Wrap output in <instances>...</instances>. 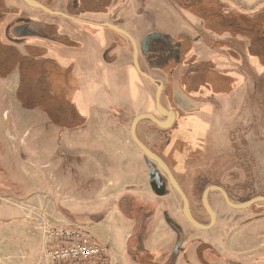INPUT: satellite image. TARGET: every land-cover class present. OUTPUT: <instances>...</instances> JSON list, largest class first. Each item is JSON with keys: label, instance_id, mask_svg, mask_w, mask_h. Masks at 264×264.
Masks as SVG:
<instances>
[{"label": "crops", "instance_id": "0c3cea01", "mask_svg": "<svg viewBox=\"0 0 264 264\" xmlns=\"http://www.w3.org/2000/svg\"><path fill=\"white\" fill-rule=\"evenodd\" d=\"M39 1L51 9L64 11L79 19L50 14L25 0H0V45L3 46L0 54L11 52L12 48H15L22 56L39 59L49 70L47 80L51 93H54L52 99L50 96L49 98L56 102L54 105L56 115L61 118L60 125L66 128L62 129L49 118L47 112L39 109L44 116L40 132L49 133L47 138H51L56 132L76 133L72 136L70 147L73 160L75 161L74 156L77 158L75 163L77 172L81 169L83 171L85 166L83 161L85 156L81 148H85L87 142H92L93 136L95 147L102 150L106 148L108 156L113 157V154L118 155L119 158L126 156L117 145L106 139L111 132L107 121L113 112L123 111L124 115L136 116L145 112L154 113L156 108L157 86L137 71L131 40L101 23L119 25L133 35L140 51V65L152 76L161 79L154 72L162 73L163 76L166 75L164 77L166 80L170 78L169 81H172L180 72L186 74L185 77L190 82L193 75L198 76L195 67H203L202 64L205 62L199 60L201 56L193 57V53L197 50L194 44L190 48L191 36L188 37L181 32L182 29L170 32L177 33L176 35L161 33L167 41V47L164 48L159 42V33L155 32V25L161 27L160 20L164 18L165 23L170 27L172 23L175 25L179 21L176 16L178 9L186 14L187 11L182 8L185 7L190 9L187 14L195 15L198 14V8H205L215 2L223 5V12L227 14L244 13L250 14L253 18L264 16V0H182L183 5L176 0H145L146 6L143 10L129 6V0H120L118 4L113 1L112 5H115V9L110 13L91 10L71 13L73 11L69 10V7L78 9L81 0ZM132 3L136 5L138 0H132ZM166 4L167 6L171 4V7L165 6ZM199 19L206 21L205 19L208 18L199 15ZM208 29L212 31V28L207 26ZM215 31V36H219L223 42L227 37H234V32L230 29L215 27ZM174 36H178L176 40ZM187 51L188 58L185 60L189 65L186 70L178 69L185 61L182 59ZM248 59L253 66L259 61L256 54H249ZM218 60L220 62L216 63L221 64L217 66L220 73H214L215 77L210 83L220 84L221 87H217V91L214 87L213 89L217 95L227 96L224 85L228 87L231 83L232 88L239 87L240 73L235 72L234 67L231 70L227 68L231 64L233 66V62L223 54L219 59L217 58ZM205 61L210 62L211 56ZM3 65L5 64L0 59V67ZM8 77L17 82V93L20 84L18 68ZM161 80L162 106L165 109H172L164 102L165 80ZM153 90H155L154 95ZM175 94L181 101L182 108H191L193 104L191 99L183 97L177 91ZM60 105L62 106L59 107ZM59 108H63L62 112ZM97 133H102L103 136L102 134L97 136ZM97 138H102V141H98ZM46 153L49 154L48 151ZM91 161L92 159L88 158V163H95ZM91 176L89 175L88 180L85 181L82 175H78L79 178L76 180L77 183L84 182L86 188H91L93 192L78 198L83 204L77 210H70L72 216L64 215L59 210L56 220L47 216L46 208L48 196L56 195L45 193L46 191H42L41 187L44 188L45 184L50 185L52 189L55 187L60 189L61 182L55 177L50 178L49 175H33L28 181L18 180L16 183L19 186L24 185L30 188L31 192L25 197L27 208L24 221L13 220L0 224V264H45L40 255L42 237L39 228L44 223L83 227L109 246L113 264H264V250L254 244L253 239H250L242 249L237 243L241 238L228 240L226 249L232 252L252 250L241 256L229 255L225 253L221 238L212 236L215 235L212 233L213 229L201 230L193 226L178 204L164 205L161 208L155 206L147 223L142 227H137L136 219L126 214L121 205L112 204L117 201L105 200L97 204L101 196L109 194L106 197L111 198L109 188L113 179L117 182L121 181V185L130 183L127 186L131 190L123 193L124 195L132 194L145 202L158 203L159 200L153 193L159 196L160 191L154 189V180L151 181L150 188H146L144 179H139L135 177L136 175ZM34 177L36 178L33 179ZM10 186L13 185L10 183L8 187ZM84 200L94 206L83 207ZM41 201L44 204H40L39 208L35 209L33 204H39ZM36 217L40 220L36 221ZM254 223L264 224V217L254 220L252 224ZM261 251L262 259H260Z\"/></svg>", "mask_w": 264, "mask_h": 264}, {"label": "rangeland", "instance_id": "374dc122", "mask_svg": "<svg viewBox=\"0 0 264 264\" xmlns=\"http://www.w3.org/2000/svg\"><path fill=\"white\" fill-rule=\"evenodd\" d=\"M113 1L118 4L120 0H110L109 5L107 2L103 6L106 13L115 9V5H112ZM129 1V6L135 9L143 10L146 6L145 0H138L136 5L132 3V0ZM181 1L176 0L183 5ZM167 7H171V4ZM182 8L187 12L190 11L185 7ZM69 10H71L70 7ZM187 12L183 14L178 9L176 16L179 21L175 25L172 23L170 27L163 18L160 20L161 27L155 25V32L159 33V36L157 35L159 42L166 48L167 41L161 33H168L169 36L176 35L177 33L170 32L182 29L181 32L188 37L191 36L190 48L194 44L197 50L193 53V57L201 56L199 60L205 63L202 64L203 67H195L197 71L194 72L198 76L193 75L190 82L186 79V74L180 72L172 81H169L170 78L166 80L164 78L166 75L154 72L159 78L165 80L164 102L167 107L176 111V119L168 128H162L149 119H143L137 126V134L145 144L165 158L186 191L193 214L201 222L208 223L211 218L201 201V195L206 186L211 184L223 186L229 192L231 200L236 203H243L256 195H264V59L256 50L255 54L259 61L256 66H253L248 59L251 45L249 39L234 34V37H227L223 42L219 36H215V29L207 30L205 21L199 19V14L189 15ZM212 25L216 27L213 22ZM178 36H174V40ZM187 53L188 51L183 55L182 61L188 58ZM221 54L233 62V66L231 64L227 68L230 70L232 67L236 68L235 72L240 73L241 78L239 87L232 88L231 83L228 87L224 85L227 96L217 95L215 89L217 91V87H221L220 84L210 83L215 77L214 73H220L217 66L221 64L216 62H220L217 58L219 59ZM210 56L211 61L206 62L205 59ZM187 62L183 61L178 69L186 70L189 65ZM12 79L8 76L0 77V224L13 220L24 221L27 208L25 197L31 191L30 188L24 185L19 186L16 182L20 179L28 181L33 175H49L50 178L55 177L61 182L60 189L59 187L52 189L50 185L45 184L44 188L41 187L42 191H46L45 193L56 195L48 196L47 216L56 220L59 210L64 215L72 216V209L77 210L83 204L78 198L93 192L91 188H86L84 182L77 183L78 173L72 168L76 160L72 159L70 146L72 136L76 133L65 131L62 132L63 134L56 132L51 138H47L49 133L42 136L40 127L43 114L39 109L28 110L21 105L16 96L17 82ZM175 91L191 99L193 102L191 108L180 106L181 101L176 98ZM154 94L155 90H153ZM154 114L161 120L168 119L156 108ZM134 116L117 111L113 112L107 121L111 132L106 139H109L113 145H117L126 156L124 158H119L116 154H113V157L108 156L106 148L102 150L95 147L93 136L92 142H87L85 148H81V152L87 163L88 158L95 163L94 166L90 164L93 168L86 163L87 167L81 175L85 177V181L91 174V177L95 174L101 177L136 175L135 177L144 179L146 188H150L149 185L154 180V189L160 191L159 196L153 193L159 200L158 203L145 202L136 195L121 198L123 193L131 190L127 186L130 183L121 185V181L117 182L113 178L109 188L111 198H107L106 196L109 195L107 194L97 201V204L105 200L117 201L112 203L114 205L126 203L131 208L129 213L144 222L151 216L153 208L157 205L161 208L164 205L178 204L184 210V203L168 182L162 166L149 158L133 140L131 124ZM60 141L64 142L63 147H59ZM98 141H102V138ZM73 167H76V164ZM10 183L13 186L8 187ZM101 184L103 185V182ZM121 188L122 191H120ZM86 202L89 201H85L83 207L94 206ZM208 202L217 215V221L211 228L212 233H215L212 236L221 238L225 253L241 256L252 251L245 250L237 253L226 249L227 241L232 238H241L240 242H237L240 249L245 248V244L253 239V243L264 250V224H252L254 220L264 217V201H258L245 209H237L226 202L221 191L214 190L208 195ZM40 204L44 203L41 201L33 206L35 205L34 208L38 209ZM167 215L170 218V215ZM35 220L40 219L36 217ZM256 248L257 246L255 250ZM260 256L262 259V251Z\"/></svg>", "mask_w": 264, "mask_h": 264}, {"label": "trees", "instance_id": "16d2710c", "mask_svg": "<svg viewBox=\"0 0 264 264\" xmlns=\"http://www.w3.org/2000/svg\"><path fill=\"white\" fill-rule=\"evenodd\" d=\"M110 0H81L80 7L71 10L76 11L91 10V11H104L103 6ZM111 4V3H110ZM87 7V8H86ZM224 6L220 3H213L207 7L198 8L199 15L208 18L205 19L206 25L209 28L215 29L212 22L216 27L230 29L234 34H239L247 37L251 41L250 54L254 55L258 51L260 57L264 59V16L256 18L251 17L250 14L235 13L227 14L223 12ZM3 46H0L2 49ZM7 48V47H5ZM1 53V52H0ZM3 65L0 67V77L9 76L14 70L18 68L20 71V85L17 90V98L26 109H41L48 113L49 118L56 124H61V118L56 115L54 109L55 101L51 100L54 93H51L47 75L49 70L45 67L43 62L33 57H25L18 53L17 49L12 48L11 52L0 54ZM50 96V98H49ZM52 101L54 104H52ZM60 105L59 107H61ZM63 108H59L62 112Z\"/></svg>", "mask_w": 264, "mask_h": 264}, {"label": "water", "instance_id": "95a60500", "mask_svg": "<svg viewBox=\"0 0 264 264\" xmlns=\"http://www.w3.org/2000/svg\"><path fill=\"white\" fill-rule=\"evenodd\" d=\"M25 1L39 7L40 9H42V10H44L50 14L60 15V16H64V17L71 18V19H79V18H77L71 14H68L64 11L51 9L39 0H25ZM101 24L103 26H106V27H108L114 31H117V32L127 36L131 40V42L133 44L134 65H135L137 71L141 75H143L147 80L151 81L152 83H154L157 86L156 108H157V111L161 115H163L164 117H168V121H167V119L166 120L159 119L154 113H151V112L141 113L139 115H136L132 121L131 135H132V138L135 141V143L139 146V148L149 158L157 161L162 166V168L165 171V173L167 174L171 184L178 191V193L181 195V197L183 199L184 214H185L186 218L197 228H200L203 230L211 229L217 221V215H216L214 209L210 206V204L208 202V195L210 194V192H212L214 190L221 191L226 202L231 207L237 208V209H245V208H248V207L252 206L253 204L257 203L258 201H264V195H257V196H255V197H253L247 201H244L243 203H236V202H233L231 200V198H230L228 192L225 190V188H223L220 185L213 184V185H209L205 188V190L203 192V196H202L203 205H204L205 209L207 210V212L209 213V215L211 217V221L209 223H202L194 217L192 209H191V205H190V200H189L187 194L185 193V191L183 190V188L181 187L180 183L176 179V177H175L172 169L170 168V166L165 162V160L159 154H157L148 145H146L139 138V136L137 134L138 123L143 119H149L162 128H168V127L173 125V123L176 119V112L172 109H165L161 103L163 82L161 79H158V78L152 76L151 74H149L148 72H146L145 70H143V68L140 65V61H139L140 51H139L138 43H137L136 39L133 37V35L128 30L124 29L123 27H120L119 25L112 24V23H106L105 22V23H101Z\"/></svg>", "mask_w": 264, "mask_h": 264}, {"label": "built area", "instance_id": "2783aa9c", "mask_svg": "<svg viewBox=\"0 0 264 264\" xmlns=\"http://www.w3.org/2000/svg\"><path fill=\"white\" fill-rule=\"evenodd\" d=\"M45 264H113L111 250L78 225L39 226Z\"/></svg>", "mask_w": 264, "mask_h": 264}, {"label": "flooded vegetation", "instance_id": "af4514ba", "mask_svg": "<svg viewBox=\"0 0 264 264\" xmlns=\"http://www.w3.org/2000/svg\"><path fill=\"white\" fill-rule=\"evenodd\" d=\"M1 46V45H0ZM3 50H1V52H2ZM15 71V70H14ZM20 72V71H19ZM20 85V84H19ZM16 96H17V93H16ZM19 100V99H18ZM21 103V102H20ZM22 105V104H21ZM23 106V105H22ZM26 109V108H25ZM37 109V108H36ZM29 110V109H28ZM157 125V124H156ZM58 126H60V127H62V129H64V128H66V127H64V126H61V125H58ZM158 126V125H157ZM43 135L42 136H45V132H43L42 133ZM63 134V133H62ZM147 145V144H146ZM63 147L64 146V142L62 143V141H60L59 142V147ZM149 146V145H148ZM71 148V147H70ZM151 148V147H150ZM72 149V148H71ZM152 149V148H151ZM153 150V149H152ZM153 151H155V150H153ZM157 154H159L164 160H165V158L160 154V153H158L157 151H155ZM73 159V158H72ZM74 159L75 160H77V158H75V156H74ZM74 161V160H73ZM83 161H84V169H85V167H87L86 166V160L83 158ZM165 162L167 163V161L165 160ZM88 164V166L90 167L91 165H90V163H87ZM168 164V163H167ZM75 165V162H73V164H72V168L73 169H75L76 167H73ZM93 165V164H92ZM169 165V164H168ZM94 166V165H93ZM170 166V165H169ZM91 168H93L92 166H91ZM171 168V167H170ZM84 169H83V171H82V169H81V171H79V172H77L78 173V175H81V173L82 174H84ZM172 169V168H171ZM172 171H173V169H172ZM165 172V171H164ZM174 173V172H173ZM95 174V173H94ZM88 175V174H87ZM92 175V174H91ZM174 175H175V173H174ZM89 176V175H88ZM166 176V178H167V180H168V182L171 184V182H170V180H169V178H168V176H167V174L165 175ZM175 177H176V179L178 180V182L180 183V181H179V179L177 178V176L175 175ZM83 179H85V177L83 176ZM155 185V184H154ZM172 185V184H171ZM180 185H181V183H180ZM212 185V184H211ZM209 186V185H208ZM221 186V185H220ZM172 187H173V185H172ZM181 187H182V185H181ZM207 187V186H206ZM223 187V186H222ZM174 188V187H173ZM183 188V187H182ZM224 188V187H223ZM175 189V188H174ZM184 190V189H183ZM205 190V189H204ZM204 190H203V192H204ZM226 190V189H225ZM185 191V190H184ZM227 191V190H226ZM175 192H177V194H179L178 193V191L175 189ZM228 192V191H227ZM185 193H186V191H185ZM187 194V193H186ZM228 194H229V192H228ZM128 195H132V194H125L124 196H128ZM132 196H135V195H132ZM179 196L181 197V195L179 194ZM188 196V195H187ZM202 196H203V193H202V195H201V201H202V204H203V199H202ZM229 196H230V194H229ZM257 196V195H256ZM137 197V196H136ZM135 197V198H136ZM224 197V196H223ZM255 197V196H254ZM121 198H123V197H121ZM138 198V197H137ZM189 198V197H188ZM231 198V197H230ZM251 198H253V197H251ZM251 198H249V199H251ZM181 199H182V197H181ZM225 199V198H224ZM248 199V200H249ZM190 200V199H189ZM182 201H183V199H182ZM245 201H247V200H245ZM121 203H122V201H120ZM184 203V202H183ZM128 204H124V205H121L123 208H124V210H125V212H126V214H128L129 216H132V218H134V219H136V224H137V227H142L144 224H146L147 223V220H145L144 222H142V221H140L138 218H135V216H133L131 213H129L130 212V210H131V208L129 207V206H127ZM191 205V204H190ZM203 207H204V205H203ZM205 208V207H204ZM192 209V208H191ZM206 210V209H205ZM207 211V210H206ZM193 212V211H192ZM183 213H184V210H183ZM146 215H148L147 213H145ZM185 215V214H184ZM194 215V214H193ZM186 217V216H185ZM194 217H195V215H194ZM196 218V217H195ZM211 218V217H210ZM148 219H149V217H148ZM197 219V218H196ZM188 220V219H187ZM197 220H199V219H197ZM189 221V220H188ZM200 221V220H199ZM190 222V221H189ZM201 222V221H200ZM191 223V222H190ZM203 223V222H202ZM209 223V222H208ZM192 224V223H191ZM193 225V224H192ZM194 226V225H193ZM197 228V227H196ZM198 229H200V228H198Z\"/></svg>", "mask_w": 264, "mask_h": 264}, {"label": "bare ground", "instance_id": "6f19581e", "mask_svg": "<svg viewBox=\"0 0 264 264\" xmlns=\"http://www.w3.org/2000/svg\"><path fill=\"white\" fill-rule=\"evenodd\" d=\"M167 121H168V119H167Z\"/></svg>", "mask_w": 264, "mask_h": 264}]
</instances>
